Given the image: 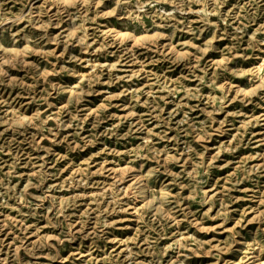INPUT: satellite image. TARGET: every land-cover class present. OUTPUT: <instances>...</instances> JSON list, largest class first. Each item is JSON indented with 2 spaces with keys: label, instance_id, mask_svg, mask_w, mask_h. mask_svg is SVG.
Segmentation results:
<instances>
[{
  "label": "rangeland",
  "instance_id": "obj_1",
  "mask_svg": "<svg viewBox=\"0 0 264 264\" xmlns=\"http://www.w3.org/2000/svg\"><path fill=\"white\" fill-rule=\"evenodd\" d=\"M0 264H264V0H0Z\"/></svg>",
  "mask_w": 264,
  "mask_h": 264
}]
</instances>
